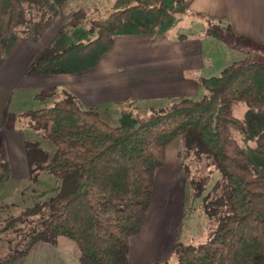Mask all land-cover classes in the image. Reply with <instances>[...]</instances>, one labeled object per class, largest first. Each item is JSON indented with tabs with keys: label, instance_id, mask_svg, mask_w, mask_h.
<instances>
[{
	"label": "trees",
	"instance_id": "16d2710c",
	"mask_svg": "<svg viewBox=\"0 0 264 264\" xmlns=\"http://www.w3.org/2000/svg\"><path fill=\"white\" fill-rule=\"evenodd\" d=\"M68 1L0 0V59L6 55L5 37L34 40L58 16L66 20L64 27L81 25L88 11L64 14ZM192 1H185L186 9ZM171 17L163 0L124 2L106 18L89 21L95 38L59 52L46 46L25 76L90 71L111 50L122 27L149 34ZM207 35L221 38L209 29ZM201 88L204 93L198 98L172 100L137 117L135 127L109 126L95 106L85 107L67 93L51 107L27 112L28 127L54 146L49 157L37 142L24 141L29 173L46 171L59 186L44 205L39 228L29 235L24 252L14 254L10 264L31 245H55L58 237L76 245L78 264H129L130 240L144 225L155 173L165 165L166 147L177 138L187 155L206 156L220 174L203 198L204 214L216 225L202 244H174L177 264H264V176L248 164L230 132L244 131L232 115V103L264 110V63L234 62L219 76L202 80ZM6 117L4 110L3 124ZM255 152L264 155V132L256 139ZM9 179L6 148L0 145V184ZM207 182L208 177L191 181L195 197Z\"/></svg>",
	"mask_w": 264,
	"mask_h": 264
},
{
	"label": "rangeland",
	"instance_id": "374dc122",
	"mask_svg": "<svg viewBox=\"0 0 264 264\" xmlns=\"http://www.w3.org/2000/svg\"><path fill=\"white\" fill-rule=\"evenodd\" d=\"M127 1L129 0H71L64 6V14H70L80 8L88 11L85 21L77 28L63 26L56 34L63 20L58 16L34 40L15 35L4 38L6 55L0 59V114L8 100L9 104L4 124L1 125L0 122V145H4L7 150L11 175H21L27 168L22 164L24 160L22 141L37 142L43 152L49 157L52 156L54 146L40 132L28 127L29 120L25 114L51 107L63 98L57 95L54 99V96L42 92L44 99L32 103L31 92L17 89L12 93L10 87L3 82L10 70V61L14 60L12 50L14 47L17 50L27 45L34 53L48 40L47 45L59 52L70 44L86 42L95 38L94 34L89 33V21L106 18L111 12L122 9L123 3ZM185 1L163 0L171 9L172 17L156 31L162 30L168 34L176 31L203 33L209 29L211 34L224 37L223 40L217 39L215 45L220 49L209 62L214 65L212 66L214 76H219L220 68L224 67V63H228L225 62L227 61L225 50L231 53V61H238L241 64L264 63V51L261 48H253L252 45L231 40L230 36H227L224 24L211 23L208 26L199 19L189 17L186 14ZM123 28L134 30L130 26ZM238 50L240 53H236ZM24 54L25 56L18 55L16 64H13L15 76L24 64L27 56ZM203 93L202 90L201 95ZM166 103L144 106L125 103L117 107L119 113L101 110L100 118L112 127H135L137 117L149 115L151 111L159 109ZM231 112L244 126V131L230 129L233 138L246 155L248 164L264 176V155L255 152L256 139L264 132V110L259 112L243 102H234L231 105ZM204 177H208V182L201 195L195 197L191 181H198ZM219 178L220 174L210 159L206 156L198 159L193 154L187 155L181 138L172 141L166 147L164 167L156 171L154 176L152 200L143 231L130 240L129 264H177L171 251L174 244L197 245L206 242L209 231L216 224L204 214L203 198ZM57 186L59 180L49 176L46 171H36L32 174L28 172V179L25 182L0 184V264H10V258L14 254L24 252L29 243V235L39 228V220L46 210L44 205L54 196ZM41 246H47V253H43L45 249H41ZM78 255V249L73 242L58 237L54 246L42 243L31 245L21 259H16L11 264H77Z\"/></svg>",
	"mask_w": 264,
	"mask_h": 264
},
{
	"label": "crops",
	"instance_id": "0c3cea01",
	"mask_svg": "<svg viewBox=\"0 0 264 264\" xmlns=\"http://www.w3.org/2000/svg\"><path fill=\"white\" fill-rule=\"evenodd\" d=\"M186 14L206 25V21L196 15L203 16L211 23L224 24L231 40L264 51V0H193ZM65 23L66 20L63 19L56 34ZM156 29L158 27L149 34H140L136 30H125L122 27L114 36L113 47L101 57L98 65L90 71L75 75L25 76L29 65L48 46V40L34 53L27 45L17 50L14 47L11 53L14 60L10 61V70L3 82L10 87L12 93L17 89L31 92L32 103L44 99L45 92L51 97L54 96V99L57 95L63 97L64 93L70 94L85 107L95 106L99 117L103 109L119 113L117 107L125 103L144 106L182 98H197L202 93L201 81L214 76V65L209 62L220 49L215 45L217 39L223 40L224 37L208 36L207 31H176L168 34ZM238 52L239 50L236 53ZM24 53L27 54L24 64L15 76L13 64H16L17 56H25ZM224 53L227 60L225 62L228 63L220 68L221 72L228 65L238 62L231 61L228 50ZM1 68L4 69L3 66ZM8 104L9 100L0 114L1 125L3 112ZM23 143L24 141V150ZM22 164L27 167L24 172L13 176L10 170V179L3 185L25 182L28 179L29 168L25 151ZM143 228L144 225L141 232ZM43 248L45 250L42 252L47 253V246H41ZM19 259L21 257L17 258Z\"/></svg>",
	"mask_w": 264,
	"mask_h": 264
}]
</instances>
